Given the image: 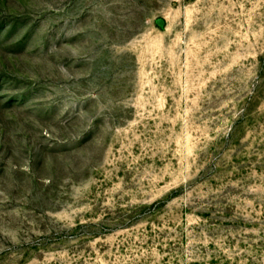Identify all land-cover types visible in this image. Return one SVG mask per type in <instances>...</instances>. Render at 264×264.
<instances>
[{"label":"rangeland","instance_id":"374dc122","mask_svg":"<svg viewBox=\"0 0 264 264\" xmlns=\"http://www.w3.org/2000/svg\"><path fill=\"white\" fill-rule=\"evenodd\" d=\"M0 264H264V0H0Z\"/></svg>","mask_w":264,"mask_h":264},{"label":"water","instance_id":"95a60500","mask_svg":"<svg viewBox=\"0 0 264 264\" xmlns=\"http://www.w3.org/2000/svg\"><path fill=\"white\" fill-rule=\"evenodd\" d=\"M161 22V21H160Z\"/></svg>","mask_w":264,"mask_h":264}]
</instances>
